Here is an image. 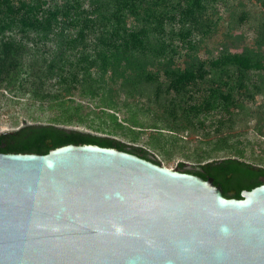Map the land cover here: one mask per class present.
Masks as SVG:
<instances>
[{
    "label": "trees",
    "instance_id": "1",
    "mask_svg": "<svg viewBox=\"0 0 264 264\" xmlns=\"http://www.w3.org/2000/svg\"><path fill=\"white\" fill-rule=\"evenodd\" d=\"M0 90L50 114L1 153L92 144L180 155L226 198L264 183V0H0Z\"/></svg>",
    "mask_w": 264,
    "mask_h": 264
},
{
    "label": "water",
    "instance_id": "2",
    "mask_svg": "<svg viewBox=\"0 0 264 264\" xmlns=\"http://www.w3.org/2000/svg\"><path fill=\"white\" fill-rule=\"evenodd\" d=\"M0 264H264V183L226 198L114 148L0 152Z\"/></svg>",
    "mask_w": 264,
    "mask_h": 264
},
{
    "label": "rangeland",
    "instance_id": "3",
    "mask_svg": "<svg viewBox=\"0 0 264 264\" xmlns=\"http://www.w3.org/2000/svg\"><path fill=\"white\" fill-rule=\"evenodd\" d=\"M249 36L251 35L249 34ZM12 96V94L0 90V132L16 130L21 126H25L27 124H36L44 122L50 115L48 113H46L45 115L36 103H29L28 98L14 97L13 99ZM86 106H89L87 110H90L94 107L93 103L91 102L85 103V107ZM250 137H252L251 134ZM188 144L190 148L195 146L194 141H189ZM140 146L142 145L140 144ZM257 146L258 145H256V148ZM159 158L162 157L160 156ZM179 162H185L187 168L193 167V164L191 162H189L186 158L180 155H174L170 163H167L163 160L162 164L165 165L167 168L176 169V165Z\"/></svg>",
    "mask_w": 264,
    "mask_h": 264
},
{
    "label": "flooded vegetation",
    "instance_id": "4",
    "mask_svg": "<svg viewBox=\"0 0 264 264\" xmlns=\"http://www.w3.org/2000/svg\"><path fill=\"white\" fill-rule=\"evenodd\" d=\"M1 135H3V134H0V136H1ZM181 171H182V172H185V173H186V172L189 173V172H191V168H187V167H186V168L181 169Z\"/></svg>",
    "mask_w": 264,
    "mask_h": 264
}]
</instances>
